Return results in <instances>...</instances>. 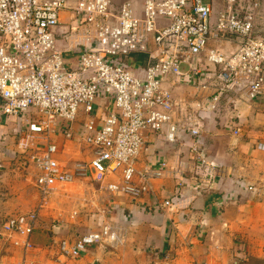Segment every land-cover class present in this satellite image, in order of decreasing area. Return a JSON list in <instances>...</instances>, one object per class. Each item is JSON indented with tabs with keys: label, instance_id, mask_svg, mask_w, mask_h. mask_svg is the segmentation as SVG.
<instances>
[{
	"label": "built area",
	"instance_id": "built-area-1",
	"mask_svg": "<svg viewBox=\"0 0 264 264\" xmlns=\"http://www.w3.org/2000/svg\"><path fill=\"white\" fill-rule=\"evenodd\" d=\"M261 8L262 0H226L214 17V0H143L140 5L133 0L118 5L115 0H0L1 112L26 126L20 137L38 169L35 185L43 197L78 177H91L110 193L143 203L150 182L162 178L167 164L141 171L137 164L150 136L168 128L167 138L176 140L171 88L180 85L181 78L203 92L211 90L207 111L236 86L243 88L248 103H263L264 37L257 33ZM65 13L79 25L85 22V42L93 46L85 49L75 69L66 64L55 35ZM226 38L236 43L235 51L227 55L209 50L207 62L217 72L201 83L202 72L194 63H200L210 41ZM151 44L156 56H149L146 68L126 62L134 53L149 54ZM213 80L219 82L217 87ZM99 99L113 103L102 125L93 116ZM81 109L89 120L78 138L93 155L88 163L63 165L52 138L62 130L65 139H72ZM187 131L199 137L196 129ZM193 151L204 172L202 183H213L214 165ZM182 183L187 181L182 178ZM145 203V211L163 210L172 208L175 198ZM44 205L8 218L0 238L31 250ZM117 240L114 226L105 222L74 242L61 241L59 254L78 259L91 246Z\"/></svg>",
	"mask_w": 264,
	"mask_h": 264
},
{
	"label": "crops",
	"instance_id": "crops-1",
	"mask_svg": "<svg viewBox=\"0 0 264 264\" xmlns=\"http://www.w3.org/2000/svg\"><path fill=\"white\" fill-rule=\"evenodd\" d=\"M223 6V2L220 8L215 4L214 17ZM71 21V14L65 13L55 35L67 65L70 63L75 69L79 65V54L89 46L85 42L88 29L85 22L79 25ZM213 43L228 45L230 50H221ZM212 49L228 55L235 51L236 43L228 38L212 40L199 57L200 63H194L202 72L201 83L206 82V75L213 77L217 72V67L207 62L208 52ZM149 54L156 56L153 44ZM188 69L186 66L184 72ZM180 82L171 88L173 118L178 125L176 140L167 138L168 128L161 134L150 136L137 164L140 171L161 162L167 164L162 178L150 182L151 192L143 201L153 205L175 198V205L145 211L144 202L137 203L129 197L107 191V216H98L96 222L94 217L89 225L76 229L75 225H70L74 221L63 222L51 232L38 222L31 238L33 248L29 251L0 238V264H146L148 261L158 264L164 256L169 264H264V148H260V145L264 147V131L260 130L264 126V101L248 103L243 88L236 86L223 95L213 111H207L211 90L203 92L189 84L186 78H181ZM212 85L217 87L219 82L213 80ZM111 110V101L99 99L94 107L95 121L102 125ZM88 120V117L78 118L72 127V139H65L62 130L55 132L52 141L58 146L57 159L63 165H75L71 159L67 163L62 161L68 160L73 151L77 153L75 145L86 149L85 163L92 158V149L78 138ZM25 129L23 122L4 117L0 105L1 178L11 171L13 161L18 172L23 170L20 159L23 153L30 151L24 149L23 141L15 149L13 144ZM187 129H196L199 137L192 136ZM194 149L214 165L216 178L213 183H202L204 172L199 169ZM2 168H6L5 173ZM17 171L14 168L11 172ZM182 178L187 183L180 185ZM5 188L7 190V186ZM0 199L4 201L8 197L0 194ZM43 210L45 213L46 208ZM0 211V218H4L6 210ZM17 212L8 209L7 215ZM13 215L8 217L25 214ZM104 222L114 226L117 242L92 246L78 259L60 256L61 241L74 242L97 231Z\"/></svg>",
	"mask_w": 264,
	"mask_h": 264
},
{
	"label": "rangeland",
	"instance_id": "rangeland-1",
	"mask_svg": "<svg viewBox=\"0 0 264 264\" xmlns=\"http://www.w3.org/2000/svg\"><path fill=\"white\" fill-rule=\"evenodd\" d=\"M124 1H129V0H115V4L118 5ZM133 1L142 2L143 0H133ZM208 1L209 0H206V2ZM225 1L226 0H215L216 7L220 8L222 2L224 5ZM262 6H263L262 12H260V18L258 20L257 33L261 37H264V0H262ZM211 42L212 41H210V43ZM213 44L215 47L221 48V50H230L227 49L228 45L225 46V45H220L218 43H213ZM81 55L82 53L79 54V57H81ZM66 57L73 58L71 55H67ZM68 67L72 68L70 63L68 64ZM262 115L264 114L262 113ZM80 116L87 118V116L84 114L82 109L80 110L78 118ZM244 127H246V125H244ZM262 128L263 129L260 130L264 131V126ZM23 140L24 139L18 136L14 141L13 148L18 147ZM75 148H76L75 152L77 153L74 154L73 151L71 156L68 157V160H62L63 162L67 163L68 161H70L69 159H71V161L75 163L86 162L85 160L87 155L85 154L86 149L85 148L81 149L77 147V145H75ZM17 151L19 150L17 149ZM262 160H264V158H262ZM20 162L22 163L21 167L23 170L18 172L16 167H14V164L16 162L13 161L10 170L13 171V169L15 168V171L17 172L9 171L7 176L6 174H3V177L2 178L0 177L1 178L0 194L7 195L8 197V199H5L4 201L0 199V210L1 209L6 210L4 211V218H0V224H2V222L7 219L6 217L11 216L13 214H14L13 216H15L18 214H27L33 211H37L41 206V204H45L44 207L46 208V212L44 213V210L40 212V217L38 222L41 225H45L46 228L49 229V232L55 230L54 229L55 226L58 225L59 223L64 222L67 224L74 221L73 224L72 223L70 224L71 226L75 225L74 228L75 227L82 228L85 225H89L94 217H96L94 220V222H96L98 216H102V217H104V215L107 216V214L105 213L106 210L105 207H107L106 203L109 199L108 198L109 193L105 188H103V186L100 183H96L91 177H86V178L78 177L73 183L57 189V194H54L55 192L54 191L50 195H47L46 198H44L41 192L37 188H35L34 185L35 178L38 175V169L34 164L31 163L30 153L29 152L23 153ZM1 170H3L4 172L6 171V168H2ZM11 173H12V177H10ZM10 178L12 179L11 185H9ZM6 186H7V190L5 188ZM45 199L46 202H43ZM18 208L21 210H19ZM8 209L10 210L14 209L15 211L18 212L7 215ZM100 227L101 226H99L98 228ZM169 263L170 261L168 262L165 256L162 257L161 261L158 262V264H169ZM146 264H151V263L148 261L146 262Z\"/></svg>",
	"mask_w": 264,
	"mask_h": 264
},
{
	"label": "trees",
	"instance_id": "trees-1",
	"mask_svg": "<svg viewBox=\"0 0 264 264\" xmlns=\"http://www.w3.org/2000/svg\"><path fill=\"white\" fill-rule=\"evenodd\" d=\"M150 54L148 53H134L126 60L127 63H131L133 68L142 67L146 68L150 62Z\"/></svg>",
	"mask_w": 264,
	"mask_h": 264
},
{
	"label": "water",
	"instance_id": "water-1",
	"mask_svg": "<svg viewBox=\"0 0 264 264\" xmlns=\"http://www.w3.org/2000/svg\"><path fill=\"white\" fill-rule=\"evenodd\" d=\"M0 105H1V111H2V103H0Z\"/></svg>",
	"mask_w": 264,
	"mask_h": 264
}]
</instances>
